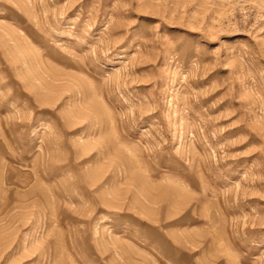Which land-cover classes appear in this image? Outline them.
I'll list each match as a JSON object with an SVG mask.
<instances>
[{
  "label": "rangeland",
  "instance_id": "1",
  "mask_svg": "<svg viewBox=\"0 0 264 264\" xmlns=\"http://www.w3.org/2000/svg\"><path fill=\"white\" fill-rule=\"evenodd\" d=\"M0 264H264V0H0Z\"/></svg>",
  "mask_w": 264,
  "mask_h": 264
}]
</instances>
